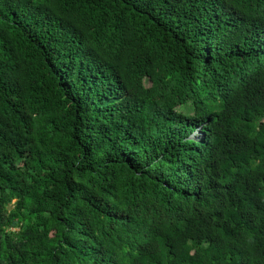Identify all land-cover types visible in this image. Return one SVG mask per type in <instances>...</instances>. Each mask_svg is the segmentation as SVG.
I'll use <instances>...</instances> for the list:
<instances>
[{"label":"trees","instance_id":"obj_1","mask_svg":"<svg viewBox=\"0 0 264 264\" xmlns=\"http://www.w3.org/2000/svg\"><path fill=\"white\" fill-rule=\"evenodd\" d=\"M0 264H264V0H0Z\"/></svg>","mask_w":264,"mask_h":264},{"label":"rangeland","instance_id":"obj_2","mask_svg":"<svg viewBox=\"0 0 264 264\" xmlns=\"http://www.w3.org/2000/svg\"><path fill=\"white\" fill-rule=\"evenodd\" d=\"M194 135L197 136V137H200V136H201L200 132H198V131H196V132L194 133Z\"/></svg>","mask_w":264,"mask_h":264}]
</instances>
